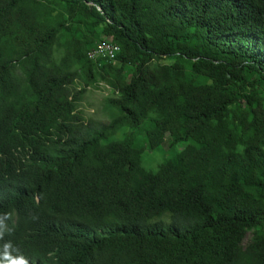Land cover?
<instances>
[{
    "label": "trees",
    "instance_id": "1",
    "mask_svg": "<svg viewBox=\"0 0 264 264\" xmlns=\"http://www.w3.org/2000/svg\"><path fill=\"white\" fill-rule=\"evenodd\" d=\"M8 212L32 264H264V0H0Z\"/></svg>",
    "mask_w": 264,
    "mask_h": 264
},
{
    "label": "rangeland",
    "instance_id": "2",
    "mask_svg": "<svg viewBox=\"0 0 264 264\" xmlns=\"http://www.w3.org/2000/svg\"><path fill=\"white\" fill-rule=\"evenodd\" d=\"M107 37H103L105 39ZM79 88L80 84H76ZM108 94V90L103 83H99L95 86L85 87L82 94V98L79 105V110L82 112V116L85 120L92 117L97 122H102L107 119L106 113L102 112V105L104 103V96ZM163 148H167V144H163ZM169 153L162 151L161 149L154 150L153 152H147L144 156V163L148 167H155L156 164L163 159L165 155Z\"/></svg>",
    "mask_w": 264,
    "mask_h": 264
},
{
    "label": "clouds",
    "instance_id": "3",
    "mask_svg": "<svg viewBox=\"0 0 264 264\" xmlns=\"http://www.w3.org/2000/svg\"><path fill=\"white\" fill-rule=\"evenodd\" d=\"M11 220L12 213H0V241H4L0 246V264H32L31 259L23 255L18 246L14 245L11 240H5V236H10L13 231L7 223Z\"/></svg>",
    "mask_w": 264,
    "mask_h": 264
},
{
    "label": "built area",
    "instance_id": "4",
    "mask_svg": "<svg viewBox=\"0 0 264 264\" xmlns=\"http://www.w3.org/2000/svg\"><path fill=\"white\" fill-rule=\"evenodd\" d=\"M118 45L114 44L110 40L103 39L99 41L93 48H92V55L90 57H95L96 59L99 58H106L109 60H114L116 52L118 51Z\"/></svg>",
    "mask_w": 264,
    "mask_h": 264
}]
</instances>
